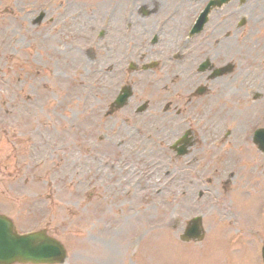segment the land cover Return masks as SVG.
Here are the masks:
<instances>
[{
    "label": "rangeland",
    "instance_id": "obj_1",
    "mask_svg": "<svg viewBox=\"0 0 264 264\" xmlns=\"http://www.w3.org/2000/svg\"><path fill=\"white\" fill-rule=\"evenodd\" d=\"M46 1H51V0H8L6 7L7 9L9 8L10 11H4L1 9L0 11V22L1 26L4 28L7 36L9 37L10 40L18 43V44H24L28 42L30 39L34 41V45L31 46V48H28L27 45L29 44H24L23 46V52L28 59L31 60L33 64L38 65V69L40 71H43L42 73V78L40 80H37V87L39 90V93L41 96H44L47 94L49 90L55 87L56 84L59 85H67L68 87L71 88L70 91V97L74 99H78V94L79 91L74 90L78 89L73 87V85H76L79 81H83L86 73H80V72H75L79 68V54L76 57L74 56H68L66 57L67 54L71 53L68 52V45H66L65 42H69L72 44L73 42H83L86 41L87 39L81 38V36L76 35L75 38H71L69 31L66 29H57L54 28L53 26L46 25L44 22L37 28L32 27L31 30L32 32L30 33V30L23 29L20 30L21 26H27V18L32 17L35 15L37 12V9H39L42 4ZM53 1H62V0H53ZM73 2H81L84 1L86 2L87 0H72ZM256 0H246V5L244 6V12L245 13H252V15H255L256 10L259 9V5H255ZM258 4H264V0H260ZM88 7V5H86ZM15 9V10H14ZM17 12L19 16L23 17V19H20L19 17L15 16V13ZM249 17V16H248ZM251 22L248 23L246 26V33L252 35L253 34V29H254V19L251 16ZM253 20V22H252ZM253 24V25H252ZM2 36L1 34V29H0V37ZM253 39L252 38H246V44H247V51L249 50L250 53H253ZM8 45V41H7ZM47 51V52H46ZM47 54H55L58 58L59 64H62L64 61L68 62V68L67 72L65 73L64 69L60 65L56 66H49V62L47 60ZM252 59V56L250 57ZM86 62L87 59H84ZM46 65V67H50L49 71L46 67H43ZM70 76V78H69ZM70 84H69V82ZM71 85V86H70ZM81 90V89H80ZM71 109L69 110L70 114L75 113L77 110V105L72 104ZM89 118L85 119L84 122L77 121L75 120L76 117L73 119L72 122L76 123H70L74 125L75 127L72 126L70 127V140H75L77 141L79 139L78 137V131L79 129H82V126H84L85 130L88 133H92L95 131V121H93L94 118V113L92 112ZM72 115V114H71ZM240 128V127H239ZM52 131L56 130L55 128L51 127ZM47 147L46 146H38L37 147V160L40 161L42 157L45 155ZM2 153V150H0V154ZM248 154V150H246V155ZM259 158V157H258ZM256 157V164L261 165V170L257 171L256 173L259 177L264 176V155L260 156L258 159ZM258 159V160H257ZM75 160H71V162H74ZM241 163L246 162L247 166H252L254 164L253 159H241ZM4 162H1V165H3ZM43 168H40L38 171L45 177L47 175L43 172V169L47 168V163H44ZM71 170V171H70ZM65 171H70V173L67 175V178H70L73 173L77 174V167L72 166L69 161L68 164L62 169V172L64 173ZM243 173L245 175H249L248 169L245 170L243 169ZM61 176V174H59ZM78 176V175H77ZM67 183V182H66ZM8 184H2L0 185V199H4L6 202L8 201L4 194L1 193V191H4L5 194H8L7 186ZM11 187H18L19 188V183L18 184H9ZM80 187V186H78ZM82 187V186H81ZM72 186H68L67 189H71ZM251 188L256 189L257 193V186L253 185L251 183V180H237V183L234 185L233 184V189L232 193L229 194H223L221 191L219 193V201L214 200V206L209 210H206L205 212V228L209 231V228H211L215 224H222L228 227V225H231V221L228 220L226 217L229 215L233 221L232 217H236V223L234 225L238 227L241 230H246L248 233V229L252 228L255 230V228L251 225L249 222H254V220L257 219V216L253 214L252 212L247 215V220L244 219L243 213L245 210L242 209L243 206H241V200L247 197V191ZM76 192H70L68 195L75 194ZM235 198L240 200V207L236 206ZM261 202L264 201V194L260 196ZM152 199V198H150ZM242 202H248L251 204V201L249 199H244ZM247 203V205H248ZM255 203H257V199L255 200ZM100 208L102 206V203H99ZM97 202L95 198H92L90 203L87 205L82 206L79 208V212H83L87 215H90L95 209H97ZM167 208V206H166ZM163 206H160L158 211H155L156 213V219H160L162 217L163 213ZM206 209V208H205ZM108 211L106 214H108ZM147 219L149 221L152 220L151 215L149 210ZM146 212V210H145ZM144 212V215H146ZM168 212V211H167ZM242 213V215H241ZM109 219L110 216L107 215ZM165 220L169 219L170 217L165 213ZM164 217V216H163ZM65 218V217H64ZM105 219V221L107 220ZM141 219V217H139ZM163 219V218H162ZM172 219V218H170ZM111 220V219H110ZM110 224V225H109ZM126 224V221L124 217H120V215H117L115 218V221L111 222H106L105 225L99 227L98 224L96 225H89V227L82 228L83 231L76 233L75 231H72L71 229L68 228L67 225H59L57 229H54L56 234L60 236L64 241L66 242L68 248L70 249V254L67 263L68 264H118L119 261L116 260L117 257H119L118 254L115 253V246H114V241L113 237L115 236V241L116 242H122L126 240V237L124 238V235L131 233V230L129 231H124L123 226ZM109 225V226H108ZM253 225L258 229V232L262 227H264V214H261L260 217V223H253ZM140 229V228H139ZM166 230H168L166 228ZM257 234H246L245 236L242 237V242L245 246H256L257 241L259 240V235ZM91 233V236L89 238H86L87 234ZM102 235L107 242L100 243L95 239L94 236L96 235ZM94 235V236H92ZM160 236V240L157 242L156 245L158 247H154L152 242L149 243L148 246V256L146 253L143 251H138L136 253V256L134 257V260L142 263V264H169L174 258L175 262L174 264H202V263H197V259L201 257V254H199V257H195L193 260L192 259H186L184 256L178 254L176 255L175 251H177L175 245V251L171 248H169V251L166 252L165 248H167L168 244L164 238H162V234H157ZM209 234H207L208 239ZM122 240H121V239ZM237 239V236H236ZM237 240L235 238L232 239L233 244L236 243ZM237 244V243H236ZM205 245L204 251L208 248V243L205 242L203 243ZM100 247V248H99ZM119 249H121V246H118ZM102 248V252H100ZM164 252H160V250H163ZM196 252L198 249H195ZM168 254V255H167ZM164 255V256H163ZM169 260V261H168ZM222 260L219 261L218 259L214 260L211 264H221ZM247 264H255V262L250 261L247 262Z\"/></svg>",
    "mask_w": 264,
    "mask_h": 264
},
{
    "label": "flooded vegetation",
    "instance_id": "obj_2",
    "mask_svg": "<svg viewBox=\"0 0 264 264\" xmlns=\"http://www.w3.org/2000/svg\"><path fill=\"white\" fill-rule=\"evenodd\" d=\"M150 7H147V6ZM143 9H147L146 10V14L144 15V17L141 20V24H142V28H136L135 31L136 32H141V34H150L151 30H154V28H156V25L154 24V13L156 12V10L158 9L157 6V2H153V3H148L147 5L145 4ZM136 18H132V20H135ZM259 32H261V29H259ZM153 34H157V33H153ZM264 36V34L259 33V36ZM169 36H172V34H170ZM218 34H215L213 29L211 30L210 34H207V37H210L211 40L210 41H206V52L208 53H213L215 51H219L222 49H227L230 46V41H229V34H223L222 36V40L217 39L218 38ZM256 84L257 87L259 89H263V74L262 71L260 70L259 72H256ZM223 80H227L226 78ZM228 85L227 82H219V87L217 88L218 92L222 95H226L228 93ZM238 94L241 96H244L246 94L245 92V88H241L238 89ZM262 97V98H261ZM260 98L261 101H264V92L263 94H260Z\"/></svg>",
    "mask_w": 264,
    "mask_h": 264
},
{
    "label": "water",
    "instance_id": "obj_3",
    "mask_svg": "<svg viewBox=\"0 0 264 264\" xmlns=\"http://www.w3.org/2000/svg\"><path fill=\"white\" fill-rule=\"evenodd\" d=\"M12 237H13L14 239H17V238H18L17 236H14V235H13ZM24 243H25V241H24L23 239H19V240L16 242V246H17V247H21ZM28 246H29V247H32L30 243L28 244ZM35 246H36V245H35ZM16 254H17V255H21L22 253H20V252L17 251ZM21 258H22V257H21ZM0 261L3 262L2 259H0Z\"/></svg>",
    "mask_w": 264,
    "mask_h": 264
}]
</instances>
